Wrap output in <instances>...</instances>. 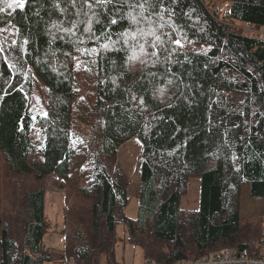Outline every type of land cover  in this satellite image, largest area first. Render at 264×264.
Returning <instances> with one entry per match:
<instances>
[{
  "label": "trees",
  "instance_id": "1",
  "mask_svg": "<svg viewBox=\"0 0 264 264\" xmlns=\"http://www.w3.org/2000/svg\"><path fill=\"white\" fill-rule=\"evenodd\" d=\"M212 1L0 0V264L52 261L42 243L50 174L67 183L74 264H115L119 221L145 262L254 254L264 240V0H219L229 23ZM133 137L142 162L130 219L129 183L110 166ZM191 179L198 210L180 206ZM244 187L261 203L254 222L241 215Z\"/></svg>",
  "mask_w": 264,
  "mask_h": 264
},
{
  "label": "rangeland",
  "instance_id": "2",
  "mask_svg": "<svg viewBox=\"0 0 264 264\" xmlns=\"http://www.w3.org/2000/svg\"><path fill=\"white\" fill-rule=\"evenodd\" d=\"M208 5V3H207ZM211 12H216L220 19L227 18L225 15L228 11V4L223 1H212L209 3ZM229 23V22H228ZM233 28L250 35L254 32L251 26L238 22H231ZM33 100L37 103L36 94ZM35 144L39 143V138L35 132L31 133ZM133 141V142H132ZM131 143V144H130ZM130 147H134L130 151ZM141 144L137 137L122 144L116 152V161L110 166L111 171L120 170L125 175L129 186L127 188V205L123 214L130 218L137 217L139 192V178L141 167ZM129 153H131L129 155ZM40 159L39 154L34 156ZM67 183L59 179L55 174H50L44 180L45 187V212L50 223V229L43 238L44 249L52 256V261L44 264H74L67 261L64 254V217L63 209L65 208V196ZM180 206L186 210H198L200 208V188L199 183L194 179L188 182V193L181 198ZM261 203L259 200L251 199L247 196L246 187L243 188L241 199V215L245 220L254 222L260 211ZM125 226L122 222H117L114 232V251L113 262L115 264H145V259L141 248L136 247L128 242ZM100 264H107V256L100 258Z\"/></svg>",
  "mask_w": 264,
  "mask_h": 264
},
{
  "label": "built area",
  "instance_id": "3",
  "mask_svg": "<svg viewBox=\"0 0 264 264\" xmlns=\"http://www.w3.org/2000/svg\"><path fill=\"white\" fill-rule=\"evenodd\" d=\"M261 33L264 38V26ZM145 264L156 263L146 262ZM171 264H264V240L259 243L254 254L246 248H225L199 258L183 259Z\"/></svg>",
  "mask_w": 264,
  "mask_h": 264
},
{
  "label": "snow or ice",
  "instance_id": "4",
  "mask_svg": "<svg viewBox=\"0 0 264 264\" xmlns=\"http://www.w3.org/2000/svg\"><path fill=\"white\" fill-rule=\"evenodd\" d=\"M18 6L21 7V8L23 7V2H22V0H19V4H18ZM113 23H115V21H113Z\"/></svg>",
  "mask_w": 264,
  "mask_h": 264
},
{
  "label": "bare ground",
  "instance_id": "5",
  "mask_svg": "<svg viewBox=\"0 0 264 264\" xmlns=\"http://www.w3.org/2000/svg\"><path fill=\"white\" fill-rule=\"evenodd\" d=\"M262 39H264V38L262 37Z\"/></svg>",
  "mask_w": 264,
  "mask_h": 264
}]
</instances>
